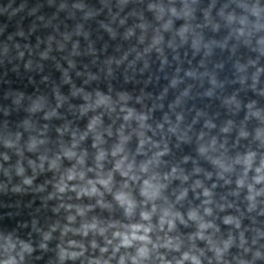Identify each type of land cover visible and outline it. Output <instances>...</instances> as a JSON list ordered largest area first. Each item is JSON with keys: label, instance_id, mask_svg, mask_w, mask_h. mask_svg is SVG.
<instances>
[{"label": "clouds", "instance_id": "1", "mask_svg": "<svg viewBox=\"0 0 264 264\" xmlns=\"http://www.w3.org/2000/svg\"><path fill=\"white\" fill-rule=\"evenodd\" d=\"M47 5L37 20L51 31L0 53L51 84L6 94L27 116L0 134V196H40L60 218L32 219L38 241L0 230V264L38 251L54 264H264V0Z\"/></svg>", "mask_w": 264, "mask_h": 264}, {"label": "water", "instance_id": "2", "mask_svg": "<svg viewBox=\"0 0 264 264\" xmlns=\"http://www.w3.org/2000/svg\"><path fill=\"white\" fill-rule=\"evenodd\" d=\"M21 4L26 5L23 11H18ZM43 7H40V6ZM33 8H39V11L34 15H29V12ZM55 12V8H50L47 5V0H0V53H2L3 44L5 42L12 44L13 41H9L8 37H14L15 42H19L21 45L32 43L35 45L36 37L48 34L51 29H45L40 21L37 20V16L45 15L46 18H50ZM63 18V14L61 16ZM71 23V22H69ZM37 26L36 31L30 33V29L33 26ZM63 30V26H62ZM23 31L27 39H24L18 35L17 32ZM93 39L96 41V46L98 48L108 43V52L112 53L115 47V42L108 41V37L103 35V39L100 38L101 33L96 31V26L93 25ZM82 41V45H83ZM0 59H3L0 56ZM11 59V63L5 60L0 63V134H3L4 123L8 121V126L11 129H15L18 124L26 118L27 113L23 110H16L15 106L11 105V99H6V94L12 90L24 91L27 94L37 93V92H48L50 91L51 84H44L41 82V77L35 72H27L23 68V64L20 61ZM87 62V60H85ZM15 64H20L18 71H13ZM67 67V64L64 65ZM46 75L52 78L53 82H59V73L56 71L55 66L48 64L45 68ZM224 77H229L231 75L230 67L226 68L225 72L222 74ZM163 79L159 83L153 79V83L148 85L147 90L151 92H159L161 86L163 85ZM117 88H129L135 91H139L140 87H143V82L138 84H125L123 78H119L115 82ZM64 91L67 92L68 88L65 86ZM264 103V100L261 101ZM6 107H12L11 115L5 117L3 109ZM213 112L221 111L217 104H213L210 107ZM158 117L161 115L159 112L156 114ZM221 118H223V113L221 112ZM60 123V122H54ZM53 136L55 135L53 130ZM4 151L2 146H0V152ZM184 152L192 151L190 146H184ZM181 153L177 152V156ZM2 179V177H0ZM44 176H41L37 183L43 182ZM52 202L45 207L42 204L40 196L25 195V196H0V230H12L18 229L19 234L28 238L29 233H32L33 238L38 241L39 237L33 232L31 227V221L35 217L39 219L41 225H46L60 217H57L51 211ZM10 214V215H9ZM27 222L28 227L25 228L22 225ZM56 241H54L50 248L55 247ZM37 257H40L39 259ZM29 264H54V253L49 251L48 253L37 252L33 257L30 258Z\"/></svg>", "mask_w": 264, "mask_h": 264}]
</instances>
